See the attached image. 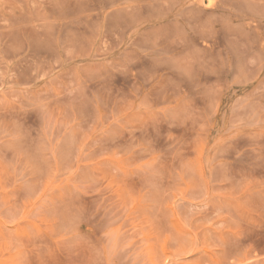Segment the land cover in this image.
Returning <instances> with one entry per match:
<instances>
[{
  "label": "rangeland",
  "instance_id": "rangeland-1",
  "mask_svg": "<svg viewBox=\"0 0 264 264\" xmlns=\"http://www.w3.org/2000/svg\"><path fill=\"white\" fill-rule=\"evenodd\" d=\"M0 264H264V0H0Z\"/></svg>",
  "mask_w": 264,
  "mask_h": 264
}]
</instances>
